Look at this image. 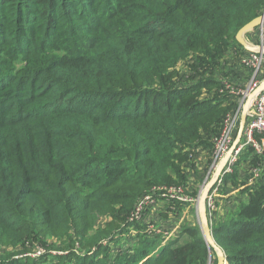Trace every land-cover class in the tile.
I'll use <instances>...</instances> for the list:
<instances>
[{
    "label": "trees",
    "instance_id": "1",
    "mask_svg": "<svg viewBox=\"0 0 264 264\" xmlns=\"http://www.w3.org/2000/svg\"><path fill=\"white\" fill-rule=\"evenodd\" d=\"M263 12L264 0H0V264H217L199 226L166 240L133 214L158 187L187 193L197 149L208 171L238 105L223 64ZM249 155L215 205L232 187L243 199L208 214L226 264H264V152ZM242 161L259 179L236 181ZM130 225L137 247L103 257Z\"/></svg>",
    "mask_w": 264,
    "mask_h": 264
},
{
    "label": "rangeland",
    "instance_id": "2",
    "mask_svg": "<svg viewBox=\"0 0 264 264\" xmlns=\"http://www.w3.org/2000/svg\"><path fill=\"white\" fill-rule=\"evenodd\" d=\"M245 32L243 34V39H248L247 34ZM247 34V36H246ZM255 38V37H254ZM256 39V38H255ZM264 45V41L262 43ZM242 49L240 47H233L230 49L229 53L227 54V60H226V66L225 64V70L224 73H232L233 76L230 75V80H233L237 74L239 75L238 77H241L245 79L248 77V74H245L247 72L243 71L239 66V63H236L237 58L240 55V52ZM190 64L193 63L192 61L189 62ZM235 70V71H234ZM239 78V79H241ZM229 79H226V85H230L234 88V90L241 89L242 87L246 86V83L243 85H240L242 82H236L232 83L230 82ZM221 86H225V84L222 82ZM226 87H224L225 89ZM235 101L238 102L239 97L234 96ZM238 97V98H237ZM227 103H230L227 101ZM237 104V103H236ZM247 121V118H246ZM204 148H201L200 150H196V161L198 162V165L195 166V164L191 165L188 170V184L189 186L187 187V193H185V197H188L192 199V202L184 201L182 202V205H179L180 203L175 200H166L167 198H162V195L156 193L153 198H150L148 200L147 205L139 212V219L142 220L144 219L146 221V226L145 228L147 229L146 231L149 232V234L153 235H158L161 236V238L166 239V240H171L175 237H178L184 227H191V226H199L200 228V222H199V217L197 214V196L199 195V192L201 193L202 189V183H203V176L205 177L206 172H207V166L206 162L208 161V158L210 156V151H207V149L203 150ZM239 168V165L238 167ZM250 174V170L248 168L247 163L245 161H242L241 166L239 168V171L237 172L236 175V181H246L248 179V175ZM231 190V191H230ZM228 190L232 198L230 200L226 199V196H221L219 197L220 200H217L220 204L218 207L215 205V201H211L210 205L206 203V208H207V213L209 214L210 217V211L213 212L214 210L217 209V217L221 218L224 217L225 211L228 209H232L235 207V205L241 201L239 199H243L241 194L239 193L238 188H231ZM222 197V198H221ZM172 202V204H171ZM210 208V209H209ZM224 211V212H223ZM214 213V212H213ZM208 216V215H207ZM208 217V219H209ZM210 222V219H209ZM151 227V228H149ZM137 227L135 225H130L126 230L123 232H120L117 234L115 240H113L108 249L102 250L101 252L104 253L103 257H107L112 261L113 258L117 257L121 253L129 252V250L133 251L134 248L137 247L139 241L141 240V235L144 234L143 229L139 231L140 234H136L138 230H136ZM151 232V233H150ZM175 234V237L174 235ZM162 244V243H161ZM122 251V252H121ZM43 250L37 249L36 251H33L29 254L30 257H39L46 252L42 253ZM78 253L81 252V250L77 251ZM42 253V254H41ZM47 259L50 262H55V258L58 255L62 254H57L55 251L51 252ZM61 253V252H59ZM134 264L135 262H131Z\"/></svg>",
    "mask_w": 264,
    "mask_h": 264
},
{
    "label": "built area",
    "instance_id": "3",
    "mask_svg": "<svg viewBox=\"0 0 264 264\" xmlns=\"http://www.w3.org/2000/svg\"><path fill=\"white\" fill-rule=\"evenodd\" d=\"M251 31L255 32L257 41H259V43L256 45H250L247 43L248 46H250L253 50H247V54L241 55L238 60L240 66L250 68V79L246 86L242 87L241 89L234 90V88L230 85L225 86L226 90L224 91H228V93H230L232 96L239 97L237 102L238 105L225 115L220 130L213 137L212 160L209 164L207 174L203 179L201 186L202 188L209 181L213 172L226 156L231 145L235 141L240 115L245 100L257 87L260 86L264 80V45L262 44L264 41V22L251 29ZM248 149L250 150L249 156L254 154H262L264 152V89L258 92L252 98L249 104L247 121L245 122L241 139L236 148L229 155L216 183L210 189L206 199V203L208 205H210L211 201H215L217 198L219 187L224 183L225 176L228 173H231L237 166L240 154L244 153ZM250 174V182L259 179L260 177L259 169L255 167L250 169ZM156 193L159 195L161 194L162 198H167L166 200L168 201H193L192 199L185 197L181 188L158 187L152 190V192L144 195L138 201L133 214V218L135 220H139V212L147 205L148 200L153 198ZM199 197L200 192L197 196V200Z\"/></svg>",
    "mask_w": 264,
    "mask_h": 264
},
{
    "label": "water",
    "instance_id": "4",
    "mask_svg": "<svg viewBox=\"0 0 264 264\" xmlns=\"http://www.w3.org/2000/svg\"><path fill=\"white\" fill-rule=\"evenodd\" d=\"M264 22V12L253 18L252 20H250L248 23H246L244 26H242L238 32L236 33V40L238 43H240L245 49L252 51L253 49L248 46V44L244 41L243 39V34L247 31H250L251 29H253L254 27L259 26L260 24H262ZM262 89H264V80L263 82L260 84L259 87H257L245 100L243 107H242V112L240 115V121H239V125H238V130H237V134H236V138L235 141L233 142V144L231 145L228 153L226 154V156L223 158V160L220 162V164L217 166V168L215 169V171L213 172L212 176L210 177L209 181L204 185V187L201 190L200 193V197L198 199V203H197V214L199 217V222H200V230L201 233L204 237L205 242L207 243V245L209 247H211L216 254L217 257V264H226V258L225 255L223 253V251L221 250V248L217 245V243L215 242L213 236H212V232H211V228H210V223H209V219H208V213H207V208H206V199H207V195L210 191V189L214 186V184L216 183L218 177L220 176L224 165L229 157V155L233 152V150L236 148V146L238 145L241 136H242V132H243V128L246 122V118L248 116V107L249 104L252 100V98L258 93L260 92Z\"/></svg>",
    "mask_w": 264,
    "mask_h": 264
},
{
    "label": "crops",
    "instance_id": "5",
    "mask_svg": "<svg viewBox=\"0 0 264 264\" xmlns=\"http://www.w3.org/2000/svg\"><path fill=\"white\" fill-rule=\"evenodd\" d=\"M247 34H249V35L247 36ZM247 34H246V36H247L248 39H244V41H245L246 43H248V44H250V45H256V44L259 43V41H257L256 34H255L254 31H251V30H250V31H248ZM254 37H255L256 39H255ZM242 47H243V46H242ZM243 48H244V47H243ZM244 49H245V48H244ZM246 51H247V49H245V51H243V52H240L239 58H240L241 55L247 54L248 51H247V52H246ZM239 58H238V59H239ZM238 59H237L236 63H238ZM239 66H240V65H239ZM240 68L243 69V71L247 72V73H245V74H248V77H246L245 79H243V78H241V77H238L239 75L237 74V76L234 77V81H235V83L238 82V81H239V82L242 81V82L240 83V85H243V84H245V83L247 84L248 81H249V79H250V68H246V67H242V66H241ZM239 78H241V79H239ZM250 175H251V174L248 175V178H249L248 180H251V179H250V177H251ZM229 185H230V184H228V186H229ZM229 189H230V186H229ZM230 191H231V190H230ZM230 194H231V193L229 192L228 195H230ZM173 235H175V234H173Z\"/></svg>",
    "mask_w": 264,
    "mask_h": 264
}]
</instances>
